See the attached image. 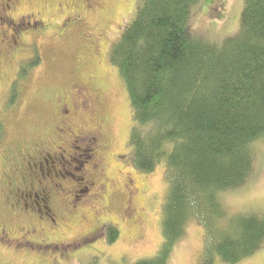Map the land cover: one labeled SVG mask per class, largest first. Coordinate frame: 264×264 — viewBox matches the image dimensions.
Masks as SVG:
<instances>
[{
	"label": "rangeland",
	"instance_id": "rangeland-1",
	"mask_svg": "<svg viewBox=\"0 0 264 264\" xmlns=\"http://www.w3.org/2000/svg\"><path fill=\"white\" fill-rule=\"evenodd\" d=\"M101 1L100 7L92 10L84 6V0H0V35L11 33L8 25L32 11L40 13L43 20L41 29H21L17 44L9 43L8 33L0 43V120L5 128L0 144V227L5 226L11 235L17 227L6 206L3 157L17 158L35 142L63 145L67 154L78 158L65 165L75 174L74 180H64V186L53 192L50 207L60 226L56 237L64 242L91 234L94 238L84 239L80 248L59 264H134L154 257L162 242V208L168 192L165 166L160 164L145 174L132 165L127 144L132 114L124 83L115 67L105 62L101 68L95 65L83 32L67 23L68 17L80 13L86 21L105 24L107 51L134 19L140 0ZM57 3H62L61 10L56 11ZM241 10L242 0H199L191 9V31L220 42L237 30ZM80 82L97 91L94 115L79 116L90 129L100 128L95 146L71 144L66 125L59 120L58 101L71 104L74 86ZM252 152V176L240 188L218 194L228 216L264 213V137L252 144ZM82 161H86L83 169L75 172ZM88 181L95 185L85 192ZM74 190L82 194L75 207ZM91 211L97 214L102 231H96L94 218L84 220ZM107 225L117 228L113 243L106 240ZM203 242V229L197 221L189 220L167 264H201ZM22 247L15 250L0 245V264H52L43 251L27 252ZM213 264L224 263L216 258ZM237 264H264V247Z\"/></svg>",
	"mask_w": 264,
	"mask_h": 264
},
{
	"label": "trees",
	"instance_id": "trees-1",
	"mask_svg": "<svg viewBox=\"0 0 264 264\" xmlns=\"http://www.w3.org/2000/svg\"><path fill=\"white\" fill-rule=\"evenodd\" d=\"M198 1L140 0L108 54L131 109L129 159L145 174L163 164L168 183L160 248L134 264H167L189 220L203 229L201 264L264 247V213L228 216L218 201L252 176L264 137V0H242L237 30L220 42L191 31ZM4 132L0 120V144ZM105 236L115 242L117 228Z\"/></svg>",
	"mask_w": 264,
	"mask_h": 264
},
{
	"label": "flooded vegetation",
	"instance_id": "flooded-vegetation-1",
	"mask_svg": "<svg viewBox=\"0 0 264 264\" xmlns=\"http://www.w3.org/2000/svg\"><path fill=\"white\" fill-rule=\"evenodd\" d=\"M101 3V0H84L83 2L86 8H92V10H95V6L98 9ZM6 5V9H9V5ZM55 7L56 11L61 10L62 3H57ZM67 23L83 32V39L86 44H89L92 59L97 67L101 68L104 62L112 66L108 57L110 49L104 50L105 24L96 25L92 20L86 21L80 13L68 17ZM8 26H12L11 33L7 32L9 34L8 41L17 44L21 29H41L43 20L40 13L32 11L22 17L18 23ZM7 33L5 31L1 33L0 43L4 42ZM97 99L96 88H88L86 84L80 82L74 86L71 104L58 101L59 120L61 124L66 125L71 144L81 142L95 146L94 144L101 133L100 128L96 126L94 129H90L84 119L79 116L85 115L86 118H91L98 107ZM75 126H78L80 130L75 129ZM3 158L6 166V206L10 217L17 222V227L12 235L5 226L0 227V245L13 246L15 250L18 246H23L22 249L27 252L43 251L50 257L52 264H59L69 259L70 254L76 252L80 248L79 246L85 242L84 239L94 238V234H91L87 238H80L81 240L61 241V238L56 237L60 226L50 207L53 202V192L64 186V180H74L75 174L65 169V165L69 166V163L75 162L78 156L73 157L67 154L63 145L52 147L49 142H35L21 156L16 158L10 155ZM96 158L101 159V156L96 155ZM85 164L86 161H82L77 168H74V171L82 170ZM94 166L97 168L98 164L96 163ZM83 180L81 177L80 181ZM94 185L93 181H88L85 192L88 187ZM99 186L104 187L103 184H98L97 187ZM73 192L72 202L74 203L72 205L75 207L82 194H80L81 191L74 190ZM96 216L97 214L91 211L83 218L84 220L85 218H94L95 223L98 224L95 228L96 231H102L103 225H99ZM89 219L88 223H90ZM15 241L20 243H16V245Z\"/></svg>",
	"mask_w": 264,
	"mask_h": 264
}]
</instances>
